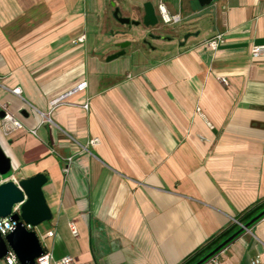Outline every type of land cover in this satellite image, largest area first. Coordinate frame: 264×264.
Masks as SVG:
<instances>
[{"label":"crops","instance_id":"crops-1","mask_svg":"<svg viewBox=\"0 0 264 264\" xmlns=\"http://www.w3.org/2000/svg\"><path fill=\"white\" fill-rule=\"evenodd\" d=\"M146 2L178 23H207L184 45L161 34L170 40L131 52L105 24L114 8L141 21ZM216 35L213 51L204 42ZM125 41L124 56L107 61ZM254 45L264 46V0H0V104L23 125L0 128L11 165L0 183L47 178L52 219L34 229L43 251L80 264H182L264 205V56L251 57ZM255 260L264 264V216L203 264Z\"/></svg>","mask_w":264,"mask_h":264},{"label":"water","instance_id":"water-1","mask_svg":"<svg viewBox=\"0 0 264 264\" xmlns=\"http://www.w3.org/2000/svg\"><path fill=\"white\" fill-rule=\"evenodd\" d=\"M200 7L209 6L211 0H198ZM143 17L141 21H134L126 17H122L118 8H114L112 12L113 19L122 26L126 27H143L145 29L157 27L160 23L158 10L149 2L142 6ZM208 12V10L206 11ZM200 15V14H199ZM198 15V16H199ZM190 37V34L184 35L181 45ZM146 38L150 40L169 41L170 38L162 35H154L147 33ZM142 43L148 47L146 39H142ZM130 45L128 41L116 44L118 51L107 57V61L115 60L124 56L125 49ZM5 113L0 112V120ZM11 172L10 160L5 156L0 148V177H4ZM47 178L43 174H36L30 178L19 179L17 181L7 180L0 183V219L9 218L15 223L12 231L5 236L0 235V261L11 251L17 264H34L35 259L40 257L44 251L41 247L40 240L34 229L44 222L51 221L52 214L46 204L42 193V187L46 184ZM18 206V212H13V208ZM264 216V210L253 217L248 223L240 227V229L230 237L222 241L210 253L203 257L198 263L202 264L211 257L216 255L222 248L233 241L240 233L249 229L256 221ZM29 227V228H27ZM220 239V238H219ZM216 239L211 245L216 244ZM196 257L192 258L186 264H189Z\"/></svg>","mask_w":264,"mask_h":264},{"label":"built area","instance_id":"built-area-1","mask_svg":"<svg viewBox=\"0 0 264 264\" xmlns=\"http://www.w3.org/2000/svg\"><path fill=\"white\" fill-rule=\"evenodd\" d=\"M157 10H158L159 21L163 25L175 24V23L179 22L178 17L169 16L163 7L158 6ZM78 40L80 41L81 38ZM222 44H223V39H222L221 35L213 36L212 38H210L204 42V45L208 49L213 50V51L216 50ZM250 55L253 59H257L259 57L264 56V46L263 45L252 46L250 49ZM219 82L222 85L227 84L225 79H219ZM85 88H86V82H80L74 88L70 89L69 91H67L63 95L57 97L56 99H53L49 103L50 111L53 110L54 108H56L57 106H59L60 104H62V102L67 97H69L75 93L81 92ZM10 93L17 96V97H20V95H21V91L19 88H15V89L10 90ZM82 108L84 110H88V105L84 104L82 106ZM0 112L5 113L4 117L1 119V125H0V128H1L2 132L4 133V135L10 136L16 131L23 130V125L21 124V122L19 120H17L13 115H11L7 112L6 105L0 104ZM198 112H199V109H196V113H198ZM48 114L49 113H47V114L40 113V116L44 119V121L50 122L51 120L48 118ZM28 132L32 135L35 134L34 130H29ZM97 142H98L97 139H90L88 141V145L93 146ZM72 162H73L72 158H68V159H65L63 161L64 166H63L62 172L64 174H66L68 172L69 166L72 164ZM13 181H14V179H13ZM13 212H18V206H15L13 208ZM234 224L238 225L239 227H243V225L237 221H234ZM14 227H15V223L13 221H11L9 218L0 219V235L1 236H5L7 233L12 231L14 229ZM27 228H29V227H27ZM70 231L74 237L77 236L76 230L72 224H70ZM52 235H53L52 232H49L47 234V236H49V237H51ZM2 261L4 264H17L15 256L11 251H8L7 255L2 259ZM257 263H258V260H255L253 262V264H257ZM34 264H80V263H78L77 261H75L74 259H72L69 256L62 257L59 260H54L51 253L44 252L40 257L35 259Z\"/></svg>","mask_w":264,"mask_h":264},{"label":"rangeland","instance_id":"rangeland-1","mask_svg":"<svg viewBox=\"0 0 264 264\" xmlns=\"http://www.w3.org/2000/svg\"><path fill=\"white\" fill-rule=\"evenodd\" d=\"M204 19L205 18L198 19L196 22L191 23L190 25H186V23L181 21L178 24L166 26V28L162 23H159L157 27L145 29L141 26H122L114 20L110 22V18H108L109 23L105 24V30L113 31V34L118 38H128L132 40L133 43L131 44L132 47H130V51L137 52V50L140 49H148V47L142 43V39H146V42L152 46L159 44L154 40L146 38L147 33H152L154 35L165 34L168 37H174L176 35L177 39L179 40V37L183 38L186 34L196 33L197 30L207 23V20ZM0 262H2V260Z\"/></svg>","mask_w":264,"mask_h":264},{"label":"trees","instance_id":"trees-1","mask_svg":"<svg viewBox=\"0 0 264 264\" xmlns=\"http://www.w3.org/2000/svg\"><path fill=\"white\" fill-rule=\"evenodd\" d=\"M262 210H264V205L257 206L252 209H249L248 211L244 212L242 215H240L236 221L241 223L242 225H245L248 223L253 217H255L258 213H260ZM263 217V216H262ZM240 229V227L236 224H232L230 227L225 229L224 231L220 232L218 235H216L214 238L206 242L204 245L199 247L194 253H192L190 256H188L182 264H186L188 261H190L192 258L196 257L193 261H191L189 264H196L198 261H200L203 257H205L208 253H210L216 246H218L222 241L230 237L232 234L237 232ZM220 238V239H219ZM216 239H219V241L211 245ZM212 258V257H211ZM210 258V259H211ZM204 263V262H203ZM202 263V264H203Z\"/></svg>","mask_w":264,"mask_h":264},{"label":"flooded vegetation","instance_id":"flooded-vegetation-1","mask_svg":"<svg viewBox=\"0 0 264 264\" xmlns=\"http://www.w3.org/2000/svg\"><path fill=\"white\" fill-rule=\"evenodd\" d=\"M148 47H149V48H152V46H151L150 44H148Z\"/></svg>","mask_w":264,"mask_h":264}]
</instances>
